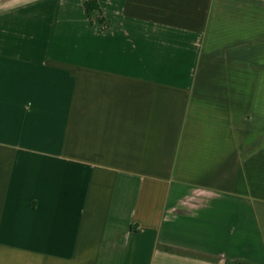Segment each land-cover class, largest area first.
<instances>
[{
  "label": "crops",
  "instance_id": "1",
  "mask_svg": "<svg viewBox=\"0 0 264 264\" xmlns=\"http://www.w3.org/2000/svg\"><path fill=\"white\" fill-rule=\"evenodd\" d=\"M0 264H264V0H0Z\"/></svg>",
  "mask_w": 264,
  "mask_h": 264
},
{
  "label": "trees",
  "instance_id": "2",
  "mask_svg": "<svg viewBox=\"0 0 264 264\" xmlns=\"http://www.w3.org/2000/svg\"><path fill=\"white\" fill-rule=\"evenodd\" d=\"M86 8H87V11H91V8H95L96 7V4L95 3H86Z\"/></svg>",
  "mask_w": 264,
  "mask_h": 264
}]
</instances>
